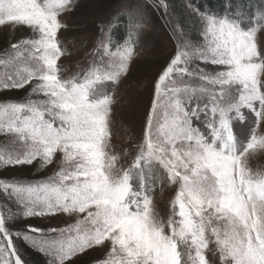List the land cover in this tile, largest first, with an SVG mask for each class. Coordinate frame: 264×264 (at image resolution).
Masks as SVG:
<instances>
[{
  "label": "snow or ice",
  "instance_id": "1",
  "mask_svg": "<svg viewBox=\"0 0 264 264\" xmlns=\"http://www.w3.org/2000/svg\"><path fill=\"white\" fill-rule=\"evenodd\" d=\"M77 4L0 0L9 32L0 92L26 89L0 100V170L53 167L43 180L0 178V264H27L21 241L48 264L94 248L105 250L95 264H264V171L250 164L264 153V12L221 16L190 2L199 39L173 26L176 47L152 82L141 135L117 150L120 85L150 27L148 7L167 14L168 5L145 0L99 22L70 71L61 32ZM18 29L29 35L13 39ZM60 214L71 222L14 227Z\"/></svg>",
  "mask_w": 264,
  "mask_h": 264
},
{
  "label": "rangeland",
  "instance_id": "2",
  "mask_svg": "<svg viewBox=\"0 0 264 264\" xmlns=\"http://www.w3.org/2000/svg\"><path fill=\"white\" fill-rule=\"evenodd\" d=\"M174 1L175 0H166L168 5L167 14L164 13L163 9L156 10L150 6L147 9L150 27L142 37L141 45L138 50V57L132 64L129 75L120 85V92L123 99L115 106L114 119L117 135L114 137L113 143L116 145L117 150L126 146V140L124 138L126 135L131 134L136 138H139L141 135L144 114L151 99L152 82L173 55L176 47V39L172 32L173 26H181L188 37L199 39L196 17L192 15L188 7L178 9ZM144 3L145 0H78L75 10L64 17L68 24V28L61 32V38L72 54L62 58L61 63L66 65L70 71L73 70L77 62L83 63L86 58V53H88L93 46L99 22L108 19L114 13L130 5L134 6ZM110 4L112 6H110ZM179 5L181 4L179 3ZM80 6L86 7L92 15L87 21H80L77 19V10ZM77 34L79 35L76 36ZM27 35H29L27 29H18L13 39ZM8 39V30L6 28L0 29V42L3 43V47L6 46ZM21 90L26 91V89ZM125 127L128 129L127 133L125 132ZM234 127L237 132L245 130V126H242L239 122H236ZM250 164L254 170L264 171V153L254 156ZM16 167H18V169L25 167L29 172V178L27 180L32 181L43 180L53 172V167L50 166L45 169H39L38 165L35 163L30 166L24 165ZM12 169L13 168L0 170V178H2V175H4L5 178H12V176L8 174ZM171 195V192H166L162 197H157L158 207L161 209L162 213L167 211V201ZM3 201L4 197L0 195V207L4 206ZM16 222L17 224H15L14 227L17 229H21L27 225L47 229L64 227L67 223H70L71 220L68 216L60 214L50 217H35L17 220ZM34 250L41 253L36 249ZM41 254L45 259V263L48 264L49 258L43 253ZM104 254V249L94 248L74 258L71 264H85L84 260L87 259H94V262L91 263L95 264Z\"/></svg>",
  "mask_w": 264,
  "mask_h": 264
},
{
  "label": "trees",
  "instance_id": "3",
  "mask_svg": "<svg viewBox=\"0 0 264 264\" xmlns=\"http://www.w3.org/2000/svg\"><path fill=\"white\" fill-rule=\"evenodd\" d=\"M175 5L178 6V9L182 7H188L190 2L194 3L195 6L199 7L204 12H210L216 15H225L231 14L232 12H237L246 16H256L261 12H264V0H175ZM179 3L181 5H179ZM110 6H112L110 4ZM92 17L91 13L84 6H80L77 10V19L82 21H87ZM125 34L124 24H121L120 29L115 33L117 39L122 37ZM77 34L76 36H78ZM21 37H16L19 39ZM0 48H3V43L0 42ZM26 94L25 90H11L0 92V100L13 98V99H22ZM29 170V169H28ZM27 172V173H26ZM12 178H29V172L25 167L18 169V167H13L10 172H8ZM5 178L4 175L1 176ZM17 224V222H15ZM14 224V225H15ZM25 228V227H23ZM21 228V229H23ZM20 229V228H19ZM23 253V259L27 264H46L45 259L42 257V254L35 251L29 245L19 242L18 245ZM86 256V255H85ZM96 261V260H95ZM85 264H90L94 262V259L84 260ZM92 264V263H91Z\"/></svg>",
  "mask_w": 264,
  "mask_h": 264
}]
</instances>
